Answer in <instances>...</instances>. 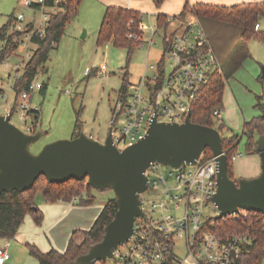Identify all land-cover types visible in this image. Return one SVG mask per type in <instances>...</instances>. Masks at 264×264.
I'll return each instance as SVG.
<instances>
[{"label": "rangeland", "instance_id": "374dc122", "mask_svg": "<svg viewBox=\"0 0 264 264\" xmlns=\"http://www.w3.org/2000/svg\"><path fill=\"white\" fill-rule=\"evenodd\" d=\"M195 1L167 0L160 9H157L154 0H133L131 5L138 9L135 11H141L143 17L140 30L145 43L129 56L127 49L116 47L112 42L101 47L97 45L98 32L105 11L103 13L93 10V7L88 5L90 1L83 0L78 18L67 26L59 45L51 51L48 62L44 68H40L35 80L39 85L48 86L46 96H42L38 88L29 102L33 110L37 109L40 112L39 123L32 126L33 116H29L26 123L21 120L14 90L15 67L20 66L22 76L30 57L37 50L29 37H23L16 53L0 63V115H11V123L23 132L33 127L36 133L43 134L37 144L30 146L33 154H38L49 144L73 139L75 133L79 135L83 132L93 140L104 142L113 120L114 107L120 97L125 75L128 74L129 91L142 77H151L153 71L149 70L148 66H157L162 60L164 37L175 32L181 34L184 29V24L174 19L166 31H157V16L168 14L175 17L187 3L193 5ZM25 11L23 0H0V29L9 23L12 16L15 18L24 14L26 23L34 20L36 30L41 25L42 13L33 8ZM205 21L201 19L200 23L204 24ZM215 24L217 27L227 26L224 23ZM261 26L264 27V22H261ZM230 28L237 30L234 27ZM153 30L157 31L155 45L149 47V37ZM210 35L212 37V32ZM213 39L216 40L215 36ZM249 46L252 59L226 83L221 106L222 115L219 119L215 118L217 126L221 124L225 126L222 131L224 138L234 136L241 138L235 151L237 158L230 164L235 181L254 179L247 178V175L261 168L259 156L247 153V139L243 137V128L245 122L253 120L262 112L258 107L257 97L264 96V80L260 79L259 66V59H264V43L253 39ZM165 62L168 64V58H165ZM5 63H8L10 68H6ZM88 70L93 72L90 76L86 75ZM78 118L80 126L76 131ZM149 195L147 193L143 197L148 209L151 206L150 202L156 201L159 204L167 202L165 196L158 195L150 199ZM88 198L93 200L89 205H81V198L74 199L72 203L63 201L49 203L43 194L38 192L35 196V205L44 214L43 222L40 226L37 225L28 214L18 232L17 240L0 239V249L9 244L8 253L11 260L7 264H39L30 256L27 245L36 246L42 253L55 250L64 254L71 240L82 244L84 232H89L93 228L103 209L115 195L110 190H88L86 187L82 199ZM175 244V255L181 264L185 260L187 263L183 264H194L188 258L184 240L178 239Z\"/></svg>", "mask_w": 264, "mask_h": 264}, {"label": "built area", "instance_id": "2783aa9c", "mask_svg": "<svg viewBox=\"0 0 264 264\" xmlns=\"http://www.w3.org/2000/svg\"><path fill=\"white\" fill-rule=\"evenodd\" d=\"M59 2L56 0L54 7H47L46 0H23L25 12L33 8L42 13L41 25L35 30L34 20L26 23L25 15L20 14L14 18L13 30L29 37L31 42L34 36L43 39L51 16L59 11L56 7ZM183 24L181 34L175 32L164 37L162 60L157 66H148L153 75L142 77L131 91L120 93L110 125L114 144L119 150L142 139L154 117L158 123L183 124L188 114H192V105L201 88L216 72H221L220 61L199 17L190 13ZM259 29L257 25L256 30ZM156 32L153 30L149 37V47L155 45ZM129 38L135 40L137 37L130 34ZM35 45L38 49L39 44ZM165 58H168V64ZM5 67L10 68V65L5 63ZM15 68L17 80L21 77L20 66ZM92 73L88 70L86 75ZM41 87L34 81L20 96L18 108L25 123L32 112L38 111L33 110L29 102ZM221 114V109L216 110L214 118L219 119ZM25 133L35 134V129L30 127ZM236 158L234 155L232 162ZM217 174L215 158L206 159L204 154L195 166L179 170L152 164L145 174L148 190L144 194L149 193L150 199L165 196L167 202H150L148 209L142 194L145 218L136 219L134 235L118 247L113 259L95 264H111L110 261L112 264H181L175 255L178 239L184 240L188 258L194 264H237L245 246L251 244V235L250 231L217 233L219 227L213 223L219 216L213 202L217 192ZM9 259L7 250L0 249V264H6Z\"/></svg>", "mask_w": 264, "mask_h": 264}, {"label": "trees", "instance_id": "16d2710c", "mask_svg": "<svg viewBox=\"0 0 264 264\" xmlns=\"http://www.w3.org/2000/svg\"><path fill=\"white\" fill-rule=\"evenodd\" d=\"M165 1L154 0V4L157 9H160ZM55 2L56 0H46V5L47 7H54ZM82 2L83 0H60L56 5L59 11L51 16L44 38L38 39L35 36L32 38V43L39 44V48L30 57L25 66L24 74L16 80L14 85L17 104L22 92L27 90L36 80L40 68H44L48 62L51 51L59 45L67 26L78 18ZM35 7L40 9L39 6ZM190 13L199 18H208L242 30L238 44L226 61L227 68L224 70L221 68V72H216L211 77L210 82L201 88L192 105V123L216 128L222 134L225 126L224 124L217 126L214 112L221 109L226 81L240 68L244 61L250 58V41L254 39L264 43V29L256 30V26L261 27V22H264V3H243L231 7L209 4L190 5L187 3L178 16L169 17L159 14L156 21L157 30L166 31L174 19L184 23ZM141 22L142 15L140 12L116 7L107 8L98 32L97 45L101 47L112 42L116 47L127 49L130 56L134 50L144 44V35L140 30ZM13 23L14 18L12 16L9 23L0 29V63L16 53L24 37L20 32L13 30ZM130 34L136 35L137 38L135 40L129 38ZM128 89L129 79L128 74H126L121 92H126ZM47 90L48 86L43 84L40 90L41 95L46 96ZM261 102L262 99L259 98L258 107L261 109L262 115L250 122H245L243 128V137L247 139L246 150L249 155L258 154L256 152L257 141L260 136L264 135V107ZM32 116L33 126H36L40 120V112H32ZM79 126L80 120L78 118L76 131ZM76 134L74 137L78 136ZM240 141L239 136L223 137V150L228 157L229 176L232 180L234 177L230 164ZM212 156L210 149L204 152L206 159ZM86 187L88 190H93L87 180L82 182L71 180L59 185L50 184L44 177H40L30 191L3 193L0 195V239L14 240L28 214L32 216L37 225L42 224L44 214L35 205V196L38 192H41L49 203L59 201L72 203L74 199L81 198V205H89L93 202L92 199H82ZM117 211L118 205L115 197L107 203L93 228L89 232H84L82 244H77L71 240L64 254L55 250L42 253L36 246L27 245L30 256L35 258L39 264H69L75 261L80 256L87 254L92 246L103 241L105 228L114 220ZM213 223L219 227L217 233L221 235L250 231L251 244L245 246L237 264H263L264 217L261 214L242 211L238 216L227 217L220 221L213 220Z\"/></svg>", "mask_w": 264, "mask_h": 264}, {"label": "water", "instance_id": "95a60500", "mask_svg": "<svg viewBox=\"0 0 264 264\" xmlns=\"http://www.w3.org/2000/svg\"><path fill=\"white\" fill-rule=\"evenodd\" d=\"M189 113L183 124L158 123L153 118L145 136L119 150L109 128L104 142L81 132L70 140L45 146L38 154L30 151L42 133L26 134L11 123V115H0V195L30 191L44 177L50 184L82 182L98 191L114 193L118 211L105 228L103 241L69 264H95L113 259L119 246L130 240L137 218H145L141 195L148 190L145 175L152 164L179 170L192 167L207 149L217 164V192L213 202L219 210L216 220L238 216L242 211L264 217V135L257 141L261 174L254 179L232 180L223 136L216 128L194 124Z\"/></svg>", "mask_w": 264, "mask_h": 264}, {"label": "crops", "instance_id": "0c3cea01", "mask_svg": "<svg viewBox=\"0 0 264 264\" xmlns=\"http://www.w3.org/2000/svg\"><path fill=\"white\" fill-rule=\"evenodd\" d=\"M89 1L90 2L88 5L92 6L93 10H97L98 12L102 11L103 13H104V11L106 12L107 8H109V7L138 10V9H135L136 7L131 5V2L133 0H89ZM247 2L258 3V2H264V0H196L195 3H192V4L194 5V4L198 3V4H209V5H216V6L231 7V6H235V5H239V4H243V3H247ZM163 15L173 17V16H170L168 14H163ZM201 19L206 20L205 23L204 24L201 23V25H203L202 27H204V25L206 26V27H204V29L206 28L207 30L205 29L204 31H205L206 35L208 36L210 43H211V46H212L213 50L215 51V53H216V55L220 61L221 68L224 70V68H227L226 67V61H227L228 57L232 54L236 45L239 42L242 30L238 27L231 26V25H229V27H228L227 24H225V25H227L225 28L224 27H217L215 22L216 23H220V22L213 21V20L208 19V18H199V21H201ZM156 27H157V25H156ZM230 27H234L237 30H233ZM260 29H264V27L261 26ZM157 31H159V30H157ZM208 31L210 33H208ZM211 32H212V37L210 35ZM213 32H215V33H213ZM213 36H215L216 40L213 39ZM249 52H250V58H248L246 61L243 62V64L240 66V68L226 81V83L233 76H235V74L238 71L241 70V68L244 66V64L248 60L252 59L250 46H249ZM259 66L261 69L260 79L264 80V59H259ZM259 98L262 99L261 103L263 104V107H264V96L257 97V100H259ZM261 115H262V112L258 117H260ZM255 155L259 156V154H255ZM259 158H260V156H259ZM260 161H261V159H260ZM259 174H261V168L255 169L253 174L247 175L248 176L247 178H257L256 176H258ZM14 240H17V236ZM8 247H9V244H7V246L3 249L7 250V252H8ZM10 260H11V257H10L9 261ZM184 263H187V261Z\"/></svg>", "mask_w": 264, "mask_h": 264}]
</instances>
